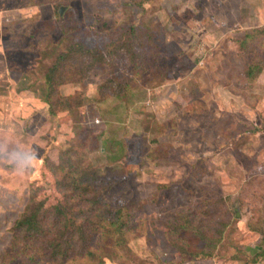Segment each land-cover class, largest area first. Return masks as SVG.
I'll use <instances>...</instances> for the list:
<instances>
[{
    "label": "rangeland",
    "instance_id": "obj_1",
    "mask_svg": "<svg viewBox=\"0 0 264 264\" xmlns=\"http://www.w3.org/2000/svg\"><path fill=\"white\" fill-rule=\"evenodd\" d=\"M10 9L0 264H264V0H0V18ZM75 26L101 54L80 48L53 73ZM72 164L92 194L83 178L59 193ZM41 203L50 231L93 233L71 238L87 257L54 261L43 238L24 248L15 224Z\"/></svg>",
    "mask_w": 264,
    "mask_h": 264
},
{
    "label": "trees",
    "instance_id": "obj_2",
    "mask_svg": "<svg viewBox=\"0 0 264 264\" xmlns=\"http://www.w3.org/2000/svg\"><path fill=\"white\" fill-rule=\"evenodd\" d=\"M82 30L84 31L82 32ZM89 31L90 30L82 29V27L75 26L73 28H69L68 31L64 33L63 39L61 40V44H64L65 46H67L68 44H71L72 42L73 43L69 46V48L65 49L64 51L60 53V55L57 58L58 65L54 67L53 73H55L57 68H59L58 67L59 65H64L71 59H75L76 58L75 56L78 55L79 53L78 49L81 48L85 50L86 54L88 55L93 53V52L90 53V50L87 49V47L81 44L79 41L74 42L76 38H78L79 36L82 37L85 34H88L87 32ZM93 54L100 56L101 52L98 50H95ZM96 60L98 59L96 58ZM69 63L73 64V61ZM52 80L53 79L51 78L48 79V84L50 85L51 88H53V84H54L52 83ZM69 168L71 172L67 176H65L64 181L67 179V177L73 178L75 180L72 184H69V185L65 184L64 188L66 190L64 191L59 190V193L67 192L69 187L73 188L74 190H77V183L82 182V178H83V181L91 182L84 186L86 189L90 190L89 194H92L94 190L92 182H94V180H93L92 174L87 170V168L82 169L80 166H77L75 164L70 165ZM55 209L57 213L56 215L58 216V221L60 223L62 220L61 218L66 214V210L61 209L60 206H57ZM46 212L47 210L45 209L44 203H41L39 205H29L27 209L24 211V213L21 215L20 220L16 222L15 228L18 229L20 235L23 236L22 238L24 239V244L26 245V247L24 246V248L27 249V251L32 250L33 252H38L39 249H33L29 247V243L39 240L40 238H43L45 241L44 246H47V247L44 250H42L41 253L42 255L53 259L54 261L67 262L69 260L74 259L76 256L83 254V252L87 249L88 246L81 248L82 250L78 249L77 247L74 248V246L72 245L73 240L71 238H74V239L80 238L84 242H87L88 237H92L93 233H89V235H87L86 232H80L79 234V231H81L82 228L73 224V226H76L77 230H79L78 234H75L74 232L71 235V238L65 239V235H66L65 230L60 231V233L59 232L55 233L54 231L53 232L50 231L47 228V226H45ZM103 220L108 222L110 226H117L119 223L118 221L120 220V217L118 216V214L114 215L113 213L112 218H110L109 220H106V219H103ZM89 255L94 256L95 254L93 252H90ZM29 257L30 259L33 260L32 255ZM83 257H87V255L83 254L82 256H80V258H83Z\"/></svg>",
    "mask_w": 264,
    "mask_h": 264
},
{
    "label": "crops",
    "instance_id": "obj_3",
    "mask_svg": "<svg viewBox=\"0 0 264 264\" xmlns=\"http://www.w3.org/2000/svg\"><path fill=\"white\" fill-rule=\"evenodd\" d=\"M45 8V10L43 9ZM46 8H47V13L49 14V17L51 18L52 17V14H53V6L51 4H47L46 6L44 7H40L39 10H40V15L42 16V10H44L43 12H46ZM9 11V12H8ZM17 11V10H16ZM15 12L14 9H10V10H7V11H4V13H7V15H2V17L0 18L1 21H5V22H8V18L11 17V16H14L16 15V13H13ZM3 13V12H2Z\"/></svg>",
    "mask_w": 264,
    "mask_h": 264
},
{
    "label": "clouds",
    "instance_id": "obj_4",
    "mask_svg": "<svg viewBox=\"0 0 264 264\" xmlns=\"http://www.w3.org/2000/svg\"><path fill=\"white\" fill-rule=\"evenodd\" d=\"M3 151H4V149H3V148H0V152H3ZM16 159H17L16 154H13V155H10V156H9V162H13V163H15ZM16 166H17V168H18L19 170L23 171V170H25L26 168L31 167V163H30V161H29L28 163H25V164H17Z\"/></svg>",
    "mask_w": 264,
    "mask_h": 264
},
{
    "label": "water",
    "instance_id": "obj_5",
    "mask_svg": "<svg viewBox=\"0 0 264 264\" xmlns=\"http://www.w3.org/2000/svg\"><path fill=\"white\" fill-rule=\"evenodd\" d=\"M63 11H64V9H61V13H62ZM61 13H60V16L62 15Z\"/></svg>",
    "mask_w": 264,
    "mask_h": 264
}]
</instances>
